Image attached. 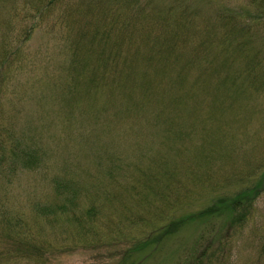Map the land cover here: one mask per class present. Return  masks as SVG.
<instances>
[{
    "label": "rangeland",
    "instance_id": "obj_1",
    "mask_svg": "<svg viewBox=\"0 0 264 264\" xmlns=\"http://www.w3.org/2000/svg\"><path fill=\"white\" fill-rule=\"evenodd\" d=\"M154 1L158 7H181L186 0ZM189 1L200 13L195 28L213 24L219 11L231 13L239 16L243 25L251 26L256 49L264 51V0ZM0 7V47L5 44L3 47L12 51L0 69V140L11 141L16 148L19 139L22 147L35 145L43 151L38 155L39 168H27L9 148V158L0 163V264H33L20 256L9 257V252L21 246L15 242L18 230L11 232L2 222L5 210L10 216L22 214L31 225L40 227L36 229L41 240L71 242L76 235V228L62 216L54 228L40 217H31L33 204L52 195L51 179L56 175L73 178L90 191L80 198L81 208L87 210L95 202L97 184L108 183L113 171L118 179L114 192L127 205L122 207L116 201L115 212L109 209L98 214L94 224L99 225L102 237L107 236L103 244L67 248L56 253L49 264H122L129 244L109 242V237L116 234L118 225L127 229L126 218L146 215L151 209L148 215H152L154 210L139 206L138 199L128 195L132 192L127 188L128 177L140 180L142 176L135 167H149L151 158L172 164L177 186L172 195L177 196V189L192 193L179 215L197 213L214 198L235 192L241 183L236 175L251 171L264 157V89H250L246 95L233 98L219 86L220 76L205 73L200 66L189 67L186 58L197 38L179 45L169 69L141 62L133 74L123 72L119 88L111 83L105 92L84 90L78 99L64 101L62 89L69 77L64 72L67 57L63 44L43 30L23 41L18 34L28 24L22 21L15 25L13 34L8 32L5 43V22L12 20L4 8L18 5L0 0ZM256 16L261 19L254 25ZM18 47L19 57L14 56ZM195 168L197 174L193 175L190 171ZM199 173L206 179L204 187ZM98 201L97 205L102 204ZM258 207L257 219L239 241L232 264L256 262L259 248L251 241L256 235L253 231L259 232V227L264 230V195ZM200 230L197 223L187 224L151 257L144 256L140 264H175ZM142 257L135 256L132 261Z\"/></svg>",
    "mask_w": 264,
    "mask_h": 264
},
{
    "label": "trees",
    "instance_id": "obj_2",
    "mask_svg": "<svg viewBox=\"0 0 264 264\" xmlns=\"http://www.w3.org/2000/svg\"><path fill=\"white\" fill-rule=\"evenodd\" d=\"M186 1H182L181 7H158L154 0H12L18 7L4 8L12 23L5 22L2 35L6 43L8 32L13 34L15 25L22 21V24H28L18 31L23 41L38 30L57 36L67 57L64 72L69 78L62 89L64 101L78 99L84 90L105 92L111 83L119 88L123 72L127 76L133 74L141 62L169 69L174 65V54L179 45H188L187 41L194 37L198 40L190 44L191 51L186 58L189 67L200 66L205 73L220 76L219 86L226 88L233 98L246 95L250 89L256 92L264 89V51L256 49L255 37L250 34L251 26L243 25L239 16L219 11L213 24L195 28V19L200 13L190 7L192 2ZM260 19L261 16L254 17L253 24H259ZM218 30L222 32L218 34ZM3 46L6 45L0 47V69L12 52ZM15 55L20 56L19 47ZM8 150L27 168H39L41 149L35 145L22 147L20 140L16 139L15 148L13 142L7 144L0 140L1 164L9 158ZM148 165L143 170L135 167V171L141 172V179L129 176L127 188L132 190L128 195L138 199L139 206L153 208V214L148 215L151 209L146 215L126 218L127 229L118 225L116 234L109 237V242L129 244L122 264H140L144 256L151 257L155 250L168 244L190 223L199 224L201 230L175 264H232L239 241L258 216L259 200L264 195V157L251 171L236 175L242 184H238L235 192L214 198L209 205L197 209V213L190 211L179 215L178 211L185 206L184 200L192 193L177 189V196L172 195L171 190L177 188L173 182L175 170L167 160L151 158ZM196 171L195 168L190 172L196 175ZM112 173L110 171L108 175V183L96 186L95 202L101 197L105 199L104 202L98 201L102 203L100 205L93 200L89 209L83 210L80 198L90 191L73 178L58 175L51 179L52 195L33 204V220L40 217L54 228L62 216L67 224L73 225L76 235L71 242L41 240L40 227L35 225L37 230L22 214L10 216L5 210L1 214L2 222L11 232L18 230L15 242L21 246L9 252V257L20 256L19 259L33 264H49L56 253L67 248L85 247L96 242L103 244L107 236L102 237L99 225L94 224L98 214L109 209L115 212L118 201L122 207L127 205L120 199L121 195L114 192L113 186L118 179ZM197 176L204 187L206 179L200 178L201 173ZM122 210L126 211L125 208ZM253 233L256 235L251 241L252 246L259 248L254 264H262L264 230L259 227V232ZM138 255L143 257L137 262L132 261ZM252 261L254 259L250 264Z\"/></svg>",
    "mask_w": 264,
    "mask_h": 264
}]
</instances>
